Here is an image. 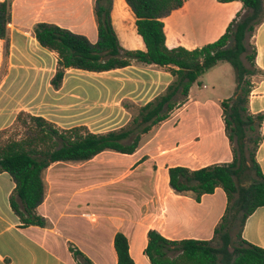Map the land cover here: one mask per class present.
Instances as JSON below:
<instances>
[{"label": "trees", "instance_id": "1", "mask_svg": "<svg viewBox=\"0 0 264 264\" xmlns=\"http://www.w3.org/2000/svg\"><path fill=\"white\" fill-rule=\"evenodd\" d=\"M11 1H0V39L4 40L5 50L9 46L7 25L11 22ZM185 1L125 0L133 13L144 49L129 50L119 43L111 21L112 0H94L97 33L94 42L82 33L55 23L34 24L31 35L38 45L56 53L55 71L50 78L55 89L61 86L67 69L103 72L133 63L163 67L172 80L164 91L145 104L130 102L137 109L131 122L105 132L90 131L83 124L61 128L43 116L19 111L15 120L24 130L17 132L15 137L1 138L0 173L7 172L14 182L9 204L22 226L45 225L36 208L44 199L43 176L51 163L86 161L105 150L133 153L143 134L167 120L174 109L185 103L191 85L206 70L226 61L239 87L243 82L246 84L241 86L242 91L232 102L224 99L220 103L224 131L232 151L231 161L196 169L182 165L168 168L170 188L178 193L191 191L196 201L221 187L226 196L224 214L207 240H171L149 229L143 253L149 264H264V248L241 236L245 219L264 205V175L255 159V151L262 140L260 127L264 112L253 114L249 111L251 81L245 80L255 73L256 46L252 37L264 21V0H238L242 3L241 9L216 40L194 49L169 48L165 43L163 18L182 7ZM7 129L0 130V137ZM127 139L129 141L125 142ZM144 159L145 156L138 162ZM242 181L248 184L243 185ZM234 221H238L239 229L231 234ZM113 247L117 264L134 263L122 232L114 235ZM69 250L74 258L80 256L84 264H91L79 249L69 246Z\"/></svg>", "mask_w": 264, "mask_h": 264}, {"label": "crops", "instance_id": "2", "mask_svg": "<svg viewBox=\"0 0 264 264\" xmlns=\"http://www.w3.org/2000/svg\"><path fill=\"white\" fill-rule=\"evenodd\" d=\"M56 2L57 0H36L34 3L31 0H26L24 6L16 9L17 0H12L11 22L7 25L9 37L31 35L32 27L36 22L56 23ZM241 7L242 3L238 0L226 2L186 0L182 7L171 11L163 18L167 47L182 46L186 49H194L216 40ZM130 12L132 16L133 13L125 0H113L111 17L117 38L126 49H144L141 37L136 32L134 19L129 20L125 17ZM117 13L121 18L119 30L115 27ZM29 19L30 23H28ZM26 22L29 24L26 25L28 27H25ZM31 38L36 41L32 35ZM96 38L90 41L94 42ZM252 40L256 46L255 73L251 75L248 109L251 113L256 114L264 112V21L255 30ZM0 41L3 40L0 39ZM52 53L56 58V53ZM72 69H67L66 72ZM87 72L110 75L112 79L103 81L102 84H111L114 95L118 96L120 101L127 99L136 105H143L164 91L172 80L171 74L165 68L153 64L133 63L109 71ZM158 88L160 89L155 92ZM190 99L189 89L187 100L177 108L178 114L186 110ZM194 103L197 104V101ZM121 109L128 116L125 120L127 123L132 113L123 105H121ZM174 113H171L170 117ZM219 117L222 123L221 140L209 144L207 146L209 149L204 155H197L189 151L187 155L191 161L188 163L182 161L159 163L156 161L157 171L150 175V180L154 185L152 193L157 194L160 201L158 204L141 205L137 208L138 212L135 208L132 209L128 206L125 211L122 210L121 205L114 204L112 206L110 202L115 200L114 193L104 188L118 185L145 161L144 159L139 163L138 160L142 157L135 158L139 147L131 154L112 152L121 157L132 159L124 163L123 171H120L118 175H111V173L110 176H106L107 173L105 174L104 170L109 161L106 160L108 156H103L105 151L86 161L51 163L43 176L45 196L42 203L36 208L37 214L45 220L44 226L21 225L9 204V196L14 188V182L7 172H1L0 264H69L71 254L69 246L83 252L91 260V264H117V256L113 247V238L116 232H122L126 236L133 264H149L147 256L143 253L149 229H155L171 240L210 239L214 227L225 211L226 196L223 189L217 187L213 193L203 194L200 200L196 201L191 191L178 193L170 188L168 168L182 165L196 169L214 163L231 161L232 151L224 131L222 110L219 112ZM165 121L159 126L163 125ZM201 131L198 129L192 138L196 139ZM260 131L262 140L255 151V159L264 175V121ZM180 146L175 145L174 148ZM164 153V150L157 151L150 155V158H160ZM147 158L149 159V157ZM220 203L222 206L218 213ZM91 204L94 207L93 211L89 210ZM212 213L216 215L214 219L211 217ZM72 218L79 219L81 223L68 222ZM92 219L96 220L93 228L87 225L88 221ZM80 224H85L87 229H79ZM75 226L77 227L75 228ZM80 230L83 231L81 234L86 236L88 242L99 244L96 260L89 257L84 251L79 236ZM241 236L248 242L264 248V205L257 207L245 219ZM135 242L141 243L136 255L133 248Z\"/></svg>", "mask_w": 264, "mask_h": 264}, {"label": "rangeland", "instance_id": "3", "mask_svg": "<svg viewBox=\"0 0 264 264\" xmlns=\"http://www.w3.org/2000/svg\"><path fill=\"white\" fill-rule=\"evenodd\" d=\"M25 1L17 0L16 9L24 6ZM31 1L35 3L36 0ZM93 5L94 0H57L55 24L74 32L85 33L84 35L89 40H94L97 34ZM116 16L115 27L119 30L121 18L118 17V13ZM125 17L129 20L134 19L131 12ZM28 23H30V19ZM28 23H25V27H28L26 26ZM55 65V54L40 47L30 34L9 37L8 50L4 48V40L0 41V130L8 128L0 137V141L2 137L5 139L15 137L17 132L20 133L24 130L23 125L18 124L15 120L19 111L43 116L61 128L83 124L93 132H105L110 128L114 129L125 125L128 116L121 109V105H126L132 113L127 123H130L133 116L137 114L136 107L131 105L129 100L120 101L119 97L114 95L111 84H102L103 81L112 79L110 75H106L107 73L93 74L84 70L72 69L65 73L61 86L58 89L53 88L50 78L54 74ZM251 78V76L246 77L245 80L251 81ZM245 85V82L241 84V86ZM241 86L239 87L235 73L227 62H218L206 70L191 85V99L186 110L178 114L177 108L174 109V115L169 116L163 125L154 126L141 136L139 150L135 158L145 156V161L118 185L104 188L114 193L115 200L110 202L111 205H121L123 211L128 206L132 209L135 208L138 212L137 208L141 205L158 204L160 197L152 193L154 185L150 180V175L157 171L156 161L159 163L177 161L188 163L191 161L187 155L189 151L197 155H204L209 149L207 146L218 142L222 137V123L219 117V112L222 110L221 101L228 99L229 102H232L242 91ZM159 89H156L155 92ZM194 101H197V104ZM198 129L202 131L196 139L192 138ZM128 141L129 139L125 140V142ZM175 145L181 146L174 148ZM160 150L165 151L162 157L150 158V155ZM105 152L103 156H108L106 160L109 161V164L105 165L107 168L103 169L105 174L107 173L106 176H110L111 173V175H118L120 171H123L124 163L132 160L121 157L115 154L116 152L112 153L114 151L111 150H105ZM160 175L161 170L158 176L160 177ZM241 184L247 185L248 182L242 181ZM221 206L222 203L219 205L218 213ZM92 209L94 207L91 204L89 210L93 211ZM215 216L214 213L211 214L213 219ZM68 222L81 223L76 218L69 219ZM95 224V219L89 220L87 223L92 228ZM79 229L87 228L85 224H80ZM238 229L239 223L234 221L231 234H234ZM81 233H83L82 230L79 231V236L84 251L89 257L96 260L99 244L88 242L86 236ZM140 246L139 242L133 244L135 255ZM69 264H84V261L80 256L74 258L71 252Z\"/></svg>", "mask_w": 264, "mask_h": 264}]
</instances>
